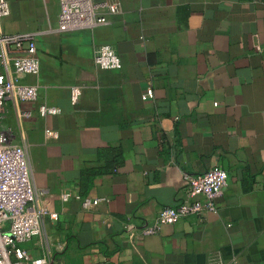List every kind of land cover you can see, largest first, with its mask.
I'll use <instances>...</instances> for the list:
<instances>
[{"label":"crops","instance_id":"0c3cea01","mask_svg":"<svg viewBox=\"0 0 264 264\" xmlns=\"http://www.w3.org/2000/svg\"><path fill=\"white\" fill-rule=\"evenodd\" d=\"M105 1V0H97ZM120 14L61 31L58 0H8L5 33H36L39 99L17 125L43 203L26 245L50 264H264V0H112ZM112 46L122 67L99 70ZM83 86L78 104L71 89ZM60 109L46 118L40 105ZM229 173L218 212L132 235L186 198L184 175ZM69 191V201L62 193ZM106 201L84 209L85 198Z\"/></svg>","mask_w":264,"mask_h":264},{"label":"built area","instance_id":"2783aa9c","mask_svg":"<svg viewBox=\"0 0 264 264\" xmlns=\"http://www.w3.org/2000/svg\"><path fill=\"white\" fill-rule=\"evenodd\" d=\"M58 27L61 31L94 29L108 24L111 15L120 14L117 1L105 0H58ZM11 15L8 0H0V264H50L47 258L30 256L26 247L41 235L44 223L57 217V213L43 203L34 183V172L24 143L15 142L16 131L7 126L9 109L17 115V125L31 118L32 110L20 111V104H33L39 99L40 87L26 81L38 75L41 62L36 33L8 34L3 23ZM94 62L99 70H117L122 61L110 45H102L94 52ZM83 93V86L71 89V98L76 105ZM39 116L46 118L60 113V109L40 105ZM186 198L175 207L163 208L158 215L141 229L130 226L132 235L156 234L165 225L206 213H217V200L224 195L229 185V173L222 167H213L200 174L184 175ZM65 191L63 202L71 198ZM106 198H85L84 209L104 203ZM212 264H225L219 258ZM237 264V263H235Z\"/></svg>","mask_w":264,"mask_h":264}]
</instances>
